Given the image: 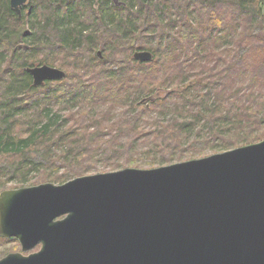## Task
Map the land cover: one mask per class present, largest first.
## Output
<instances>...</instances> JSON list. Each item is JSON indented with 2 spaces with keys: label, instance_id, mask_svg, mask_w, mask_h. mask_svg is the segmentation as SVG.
Segmentation results:
<instances>
[{
  "label": "trees",
  "instance_id": "16d2710c",
  "mask_svg": "<svg viewBox=\"0 0 264 264\" xmlns=\"http://www.w3.org/2000/svg\"><path fill=\"white\" fill-rule=\"evenodd\" d=\"M119 1L34 0L19 16L0 0V184L8 173L20 186L62 183L263 139L264 0ZM42 64L67 75L35 87L27 67Z\"/></svg>",
  "mask_w": 264,
  "mask_h": 264
},
{
  "label": "water",
  "instance_id": "95a60500",
  "mask_svg": "<svg viewBox=\"0 0 264 264\" xmlns=\"http://www.w3.org/2000/svg\"><path fill=\"white\" fill-rule=\"evenodd\" d=\"M31 3L11 7L21 16ZM134 57L149 61L153 53ZM27 71L35 87L67 75L49 64ZM0 236L22 244L0 264H264V139L151 168L6 189Z\"/></svg>",
  "mask_w": 264,
  "mask_h": 264
},
{
  "label": "rangeland",
  "instance_id": "374dc122",
  "mask_svg": "<svg viewBox=\"0 0 264 264\" xmlns=\"http://www.w3.org/2000/svg\"><path fill=\"white\" fill-rule=\"evenodd\" d=\"M33 1L34 0H32V3H33ZM31 3V4H32ZM191 7H192V5L190 6V8L189 9H191ZM244 26H245V19L244 20H242L241 21V24H240V26H239V28H238V30L240 31L239 32V34L241 33V32H243V29H244ZM235 36V35H234ZM227 41H229V40H227ZM226 43V44H225ZM225 43H223L222 45H221V47H226L227 45L228 46H230L229 45V43L228 42H225ZM99 51H101V50H99ZM103 53L104 52H102V56L101 57H103ZM58 67V66H57ZM61 68V67H60ZM62 69H64V68H62ZM64 70H66V69H64ZM79 73H82V74H85L86 76H89V74L90 73H88V70H84V71H80V70H77ZM84 75V76H85ZM77 78H79V77H77ZM247 81V80H246ZM245 81V82H246ZM243 83L242 84V93L244 92V91H248V93L250 92V90L252 89V88H247V84H248V82H246V83ZM58 85V81H56V80H52V82H51V84H50V87H55V86H57ZM47 88L48 87H46V86H43V87H41L40 88V91L43 93V91H46L47 90ZM262 93V94H264V86L263 87H260V86H258L257 85V93ZM120 109L121 108H118V109H116V110H119V111H117V112H114V113H116L115 115L116 116H118V115H120L121 113H122V111H120ZM57 110H59L58 108H57ZM89 112H90V115H92V114H95V110L94 109H91V110H89ZM64 113V112H63ZM65 113H68V110H66L65 111ZM151 120H153V118H151L150 120H147L148 122H149V124L148 125H146L147 127H149L150 126V123H151ZM145 124H146V122H145ZM260 133H262V135H264V127H262L261 128V131H260ZM125 137H123V140L122 141H125ZM263 139H264V137H263ZM210 144H208V146H209ZM137 147H138V149H144V148H147L148 147V144L146 143V142H139L138 144H137ZM142 151V150H141ZM141 151H139L140 153V155H137V154H135V155H137V157L140 159V161H143L144 159H149V157L146 155V153L144 154V153H142ZM217 152H222V151H218V150H210V148H208V152H207V154L206 155H204V156H207V155H210V154H213V153H217ZM200 157H203V156H198V157H195V158H200ZM17 157L16 156H11V157H9V158H7V162H8V164H11V163H16L17 162ZM188 160V159H187ZM102 166H103V163L102 162H99V165H98V167H99V169H102ZM135 167H139V166H135ZM151 167H156V166H150V165H142V167H139V168H151ZM106 171H111V170H102V171H98V172H106ZM91 173H97V172H91ZM90 174V173H89ZM27 175H29V176H31L32 177V180L33 181H35L36 180V178H37V175H36V172L33 174V173H29V174H27ZM19 177L18 176H16V175H12L11 173H8V174H3L2 175V179H1V183L2 184H0V191L2 190V189H6V188H14V187H19L20 186V184L18 183V181H19ZM31 180V181H32ZM31 181H28L27 183H31ZM47 182V181H46ZM54 182V181H53ZM56 183H59V182H56ZM61 183V182H60ZM39 184V183H38ZM29 185H34V184H26V185H23V186H29ZM18 250H21V244H20V242L18 241V240H7L6 241V239H3L2 237H1V240H0V258H2V257H4V256H6L8 253H10V252H13V251H15V252H18ZM20 252V251H19ZM25 254H28V253H25Z\"/></svg>",
  "mask_w": 264,
  "mask_h": 264
},
{
  "label": "flooded vegetation",
  "instance_id": "af4514ba",
  "mask_svg": "<svg viewBox=\"0 0 264 264\" xmlns=\"http://www.w3.org/2000/svg\"><path fill=\"white\" fill-rule=\"evenodd\" d=\"M117 2L119 1V0H116ZM120 2V1H119ZM19 187H22V186H19ZM19 187H14V188H19ZM6 189H12V188H6ZM5 188L4 189H2L1 191H0V193L2 192V191H4V190H6ZM2 237V236H1ZM3 239H6V241L7 240H18L19 242H20V240L18 239V238H16V237H2ZM20 244H21V242H20ZM40 247H41V244H39L38 246H36L35 248H33L32 250H29V251H27V252H24V253H31V252H33V251H36V250H39L40 249ZM18 251H22V244H21V250H18ZM13 252H15V251H13ZM11 253V252H10Z\"/></svg>",
  "mask_w": 264,
  "mask_h": 264
}]
</instances>
